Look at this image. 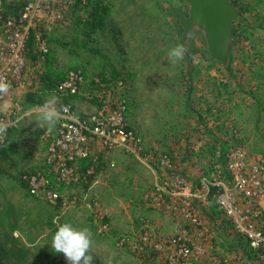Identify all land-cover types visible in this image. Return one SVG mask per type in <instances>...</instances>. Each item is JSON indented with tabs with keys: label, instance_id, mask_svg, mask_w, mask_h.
<instances>
[{
	"label": "rangeland",
	"instance_id": "374dc122",
	"mask_svg": "<svg viewBox=\"0 0 264 264\" xmlns=\"http://www.w3.org/2000/svg\"><path fill=\"white\" fill-rule=\"evenodd\" d=\"M230 1L240 13L231 27L233 77L207 61L202 45L201 61L191 69L185 56L171 62L168 49L179 44L171 14L186 10L183 0L55 1L54 15L61 18H43L31 29L36 53L26 52L15 96L2 106L5 120L18 119L6 129V138L11 133L19 144L15 153L0 158V264H67L63 254L51 248L53 233L64 222L92 232V264H109V260L111 264H174L168 243L159 251L155 245L170 240L176 223L185 220L180 211H170L172 198L165 197L164 206L150 198L156 185L176 178L195 193L201 191L203 179L222 184L211 191L207 202L193 205L216 237L194 236L200 246L207 244L223 254L224 245L234 247L231 258L244 254V243L238 246L233 236L225 235L215 196L223 194L224 183L235 194L225 157L237 148L245 155L248 173L262 160L264 180V0ZM22 2L5 1L6 16L15 17L17 11L8 10H18ZM99 5L111 12L94 16ZM39 38L47 45L45 56L39 54ZM74 69L112 84L104 89L87 87L70 99L73 108L82 114L99 101L126 99L128 122L142 136L144 148L100 155L90 166L94 174H83L80 184L62 187L51 179L61 195L80 199L79 205L63 208L30 196L21 176L26 163L37 169L44 159L39 105L55 96L58 108L60 98L54 88ZM6 141L5 149L11 151L13 146H7L11 139ZM161 156L170 159L171 168H158ZM85 165L89 163L79 165L80 173ZM143 236L149 243L141 242ZM250 264L264 263L256 258Z\"/></svg>",
	"mask_w": 264,
	"mask_h": 264
},
{
	"label": "built area",
	"instance_id": "2783aa9c",
	"mask_svg": "<svg viewBox=\"0 0 264 264\" xmlns=\"http://www.w3.org/2000/svg\"><path fill=\"white\" fill-rule=\"evenodd\" d=\"M5 1L8 0H0V83L7 84L8 90L0 92V126L8 129L15 126L18 119L5 120L1 115L2 106L15 96L21 80L31 29L43 18L54 13L55 2L23 0L16 16L9 17L5 14ZM53 17L61 18L59 14ZM37 44L39 54L45 56L48 53L46 43L39 38ZM109 84L112 82L98 76H87L80 69L69 70L56 84L54 91L60 98V118L51 135L46 132V127L40 133V141L45 151L41 166L35 169L31 168L33 166L30 162L26 163L21 176L30 196L63 208L79 205L80 199L61 195L55 190L51 179L62 184V187L77 185L82 182L83 174H94V169L90 166L97 163L100 155H107L115 150L136 153L144 148L142 136L128 122L129 108L126 99L116 102L99 101L97 107L82 114L70 103V99L87 87L104 89ZM115 84L118 87L123 85L122 82ZM9 113L11 114L10 111ZM5 140L6 131L0 135V145H3ZM225 160V170L233 178L235 194L230 193L224 183V192L215 196V204L217 211L224 218L225 235L233 236L238 246L244 243V246L240 247L244 254L231 258L229 251L235 250L234 247L224 245L223 254V250L212 249L207 244L200 246L195 238L197 236L211 240L216 237L215 232H209L205 228V222L197 216L193 205L195 201L207 202L211 191L222 185L221 183L211 184L203 179L201 191L195 193L179 178L174 181L162 178L163 182L155 186L156 190L150 199L158 206H164V198H172L170 211H180L184 218L182 220L187 222H178L171 232V239L162 240L155 245L159 251L168 243L167 248L174 251L170 255L174 264H250V261L256 258L264 263V180L261 178L263 162L259 160L249 173L246 172L245 155L240 148L231 156L225 157ZM82 162L89 165L83 166L80 173L78 167ZM157 166L162 171L171 168L170 159L161 156ZM180 199L181 206L178 205ZM92 206L95 209V217H98L97 202L94 201ZM141 242L149 243L148 237L143 236Z\"/></svg>",
	"mask_w": 264,
	"mask_h": 264
},
{
	"label": "water",
	"instance_id": "95a60500",
	"mask_svg": "<svg viewBox=\"0 0 264 264\" xmlns=\"http://www.w3.org/2000/svg\"><path fill=\"white\" fill-rule=\"evenodd\" d=\"M184 12L171 14L178 43L185 46L188 67L200 57V45L210 62L223 68L228 77L235 76L232 51L235 39L231 27L240 13L230 0H183Z\"/></svg>",
	"mask_w": 264,
	"mask_h": 264
},
{
	"label": "clouds",
	"instance_id": "9594fccd",
	"mask_svg": "<svg viewBox=\"0 0 264 264\" xmlns=\"http://www.w3.org/2000/svg\"><path fill=\"white\" fill-rule=\"evenodd\" d=\"M187 51L184 45L177 44L168 49L167 55L172 63L183 60ZM8 85L0 83V92H7ZM58 99L55 96L47 99L39 105L38 122L41 128L51 135L60 118V111L56 107ZM6 129L0 126V135L5 133ZM93 239L92 232L86 228H78L71 222H64L59 225L53 233L51 248L55 253H62L67 264H92L93 256L90 253ZM109 264L111 261L109 260Z\"/></svg>",
	"mask_w": 264,
	"mask_h": 264
},
{
	"label": "trees",
	"instance_id": "16d2710c",
	"mask_svg": "<svg viewBox=\"0 0 264 264\" xmlns=\"http://www.w3.org/2000/svg\"><path fill=\"white\" fill-rule=\"evenodd\" d=\"M101 4V3H100ZM107 8L105 7V6H103V5H99L98 7H96V9H94V11H93V15L94 16H96V17H99V18H101L103 15H105L106 13H107ZM17 10H14V9H12V8H10L9 10H8V13L9 14H15V12H16ZM35 36H32L31 38H30V40H29V42H28V49H27V54L28 53H32V55H35V54H33V53H36L35 52V50H37V48L35 47ZM35 48V49H34ZM38 53V52H37ZM12 131V130H11ZM13 131H15V130H13ZM12 131V132H13ZM11 139V142H10V144L9 145H7V146H13V149L11 150V151H9L8 149L6 150L5 149V146H6V144H7V141L3 144V145H0V158H6V156H4V155H6V154H9V155H11V154H13V153H15V151L17 150V148H18V144H19V138L18 137H15L14 138V140H13V138H12V134L10 133V136L9 135H7V138H6V140H8V139ZM7 151H9V152H7ZM11 153V154H10ZM7 157H8V155H7Z\"/></svg>",
	"mask_w": 264,
	"mask_h": 264
},
{
	"label": "crops",
	"instance_id": "0c3cea01",
	"mask_svg": "<svg viewBox=\"0 0 264 264\" xmlns=\"http://www.w3.org/2000/svg\"><path fill=\"white\" fill-rule=\"evenodd\" d=\"M55 1H56V0H54V2H55ZM101 3H102V2H101ZM109 12H111V11H108V10H107V13H109ZM182 12H184V11H182ZM54 13H55V12H54ZM54 13H53V14H50V15L47 16V17H45L44 20H45V21H49L50 19H53L52 17L54 16ZM200 61H201V59H200V60H196L195 62H200ZM207 61H208L209 63H213V62H210L209 59H208ZM195 62L193 63V65H195ZM177 223H178V222H177ZM177 223H176V224H177ZM173 225H175V224H173Z\"/></svg>",
	"mask_w": 264,
	"mask_h": 264
}]
</instances>
